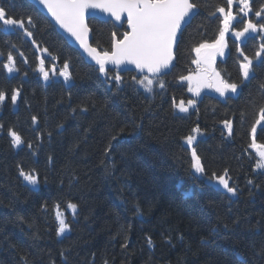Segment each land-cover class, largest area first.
I'll use <instances>...</instances> for the list:
<instances>
[{
	"label": "trees",
	"instance_id": "1",
	"mask_svg": "<svg viewBox=\"0 0 264 264\" xmlns=\"http://www.w3.org/2000/svg\"><path fill=\"white\" fill-rule=\"evenodd\" d=\"M195 2L202 7L180 35L175 63L163 77L166 88L153 95L133 83V72L120 73L125 83L117 92L115 82L110 85L34 5L0 0L33 33L29 38L23 29L0 24V91L7 93L0 103V264H264L254 255L264 247V169L254 167L257 153L248 147L259 118L251 101L260 102L258 85L264 82V63L255 57L264 34H250L243 43L227 36L228 52L217 61V72L240 82L238 46L255 66L238 94L193 98L178 78L193 72L194 49L218 38L219 14L208 12L226 0ZM260 3L255 0L254 7ZM247 18L239 14L233 27L240 30ZM88 25L92 46L109 50L113 24L91 18ZM115 30L122 34L125 25ZM9 53L17 69L11 73L3 68ZM41 60L47 81L38 71ZM66 60L69 82L59 75ZM13 89L20 91L15 104ZM188 99L196 103L187 113L172 108L173 101ZM226 119L233 121L230 137ZM197 126L204 135L194 143L204 175L191 170V150L183 142ZM9 128L22 136L21 146H11ZM256 140L264 143L262 125ZM18 165L39 173L38 188L19 176ZM224 169L236 197L206 181ZM68 202L78 205L75 215ZM57 204L71 228L60 237Z\"/></svg>",
	"mask_w": 264,
	"mask_h": 264
},
{
	"label": "snow or ice",
	"instance_id": "2",
	"mask_svg": "<svg viewBox=\"0 0 264 264\" xmlns=\"http://www.w3.org/2000/svg\"><path fill=\"white\" fill-rule=\"evenodd\" d=\"M38 4L43 5L47 9V13L52 17L56 24L64 29L71 37L79 43L80 47L91 57L98 66L99 73L104 76L105 80L111 85L113 81L116 85V91H121V86L125 81L120 74L122 71H128L127 65H134L138 76H133L134 84L142 88L146 93L155 94L159 88L164 91L166 88L163 77L171 70L173 62L176 59V48L179 42V36L182 34L183 28L198 14V10L202 5L195 0H37ZM238 13L243 17H248L243 20V27L236 30L233 27V22L237 20V14L233 12L234 0H226L225 5H216L214 11L208 12L209 17H214L219 14L220 28L217 40L213 43H201L194 51L198 57H201L202 50H211L203 55V59L193 61L198 68L201 64L206 67L202 70V75L198 74L196 78V87H192L194 77L192 75L180 76L181 81L189 82V91L195 95L200 94V88H212L219 94L220 97L228 98L229 94H238L246 82L250 81L255 74V66L253 59L245 55L243 50L238 46L237 51L243 57L239 61L240 82H230L221 76L211 67L213 58L217 52L221 56L224 55L225 34L230 30L236 40L243 43L242 38H246L249 34H264V3H260L258 7H254L255 0H237ZM90 9H99L103 13H107L116 23L113 25L114 30L111 32V46L109 50H98L89 43L91 29L86 22V15ZM126 14L127 30L120 34L117 30L124 26L122 15ZM254 15L257 18L255 21L251 18ZM28 24L33 25L31 16L26 17ZM0 24L6 29L20 28L24 30V34L32 38L33 33L25 27V21L16 19L9 15L7 9L0 5ZM35 44V40L33 39ZM45 52L48 50L45 48ZM23 55V53H21ZM255 57L264 63V42H261L255 53ZM116 68V74L110 76L112 70L109 66ZM9 73L16 71L14 57L11 53L8 55V62L3 65ZM38 71L43 76L44 80H48L49 72L44 67V62L41 60L38 66ZM52 74L55 75V67L52 69ZM59 75L62 76L65 82L72 80L70 71V63L66 60ZM207 81L203 83L202 81ZM260 92V102L255 103V98H252L254 107L258 110L259 118L252 124L250 130L251 143L249 148L254 149L258 155V160L255 164L256 169H264V143H257V125L264 126V82L258 85ZM20 95L19 89H13L11 101L13 104L17 102ZM7 99V93L0 91V103ZM195 100L187 101V104L182 100L177 104L173 101L172 108L181 113H187L190 106L195 105ZM81 111H87L86 107H82ZM243 118V113L241 114ZM33 125L38 124V117H31ZM225 129L228 131L229 137L233 134V121L226 119L222 121ZM3 128V125H0ZM123 131V129H121ZM203 135L201 129L197 126L191 130V134L183 137L187 147L191 150V170L194 173L204 175L205 166L201 157L197 153L194 142L197 137ZM11 146L19 147L24 143L22 136L13 128L8 129ZM115 136L112 137L115 140ZM28 148L32 149V144H28ZM109 147L105 149L107 154L110 151ZM51 159V157L49 158ZM19 176L36 189L40 185L39 173L35 169L25 171L22 166L18 165ZM229 169H224L223 174L212 173L210 182L215 181L218 186L230 195L236 197L238 189L230 184ZM46 182V178H45ZM248 184H253L252 180L247 181ZM44 207V205H42ZM56 235L63 236L66 232H70V224L65 218V215L60 210V205L56 206ZM78 205L72 202L67 203V209L72 210L75 215ZM235 223H239L237 220ZM228 225H225L227 228ZM149 247L153 246L151 237L147 238ZM127 242L121 245L126 247ZM254 255L264 259V247L260 248ZM61 256L65 257L66 253L61 252ZM64 264H67L65 259ZM107 264V261H105Z\"/></svg>",
	"mask_w": 264,
	"mask_h": 264
},
{
	"label": "water",
	"instance_id": "3",
	"mask_svg": "<svg viewBox=\"0 0 264 264\" xmlns=\"http://www.w3.org/2000/svg\"><path fill=\"white\" fill-rule=\"evenodd\" d=\"M31 4H33L37 10L39 12H41L49 21L50 23L56 28L57 32L59 34H61L64 39L68 42V44L70 46H72L74 49L78 50V52L80 53V55L83 57V59L88 63V64H92L94 65L96 68H98V66L95 64V61H93L91 59L90 56H88V54L80 47L79 43L75 41V39L73 37H71L64 29H62L58 24L55 23V21L52 19V17L47 13V9H45L43 7V5L38 4L37 0H28ZM199 11V10H198ZM91 18H96L98 20L101 21H112L114 24L116 23L107 13H103L101 12L99 9H90L88 11V14L86 15V22L88 23V20ZM122 19L124 20L125 26H126V30H127V22H126V14L122 15ZM192 20V19H191ZM190 23V22H189ZM188 23V24H189ZM187 24V25H188ZM186 25V26H187ZM185 26V27H186ZM184 27V28H185ZM90 28V27H89ZM183 28V29H184ZM181 35V34H180ZM180 39V36H179ZM92 41V31L90 32V36H89V43L91 44ZM92 45V44H91ZM175 63V60L173 62V64ZM111 69H116L114 66H109ZM127 68L129 69L128 71H122L121 73L124 72H133L135 74V76H138L137 71L135 70L134 65H127Z\"/></svg>",
	"mask_w": 264,
	"mask_h": 264
},
{
	"label": "rangeland",
	"instance_id": "4",
	"mask_svg": "<svg viewBox=\"0 0 264 264\" xmlns=\"http://www.w3.org/2000/svg\"><path fill=\"white\" fill-rule=\"evenodd\" d=\"M236 11H238V2H237V0H234V6H233V12H234V14H237ZM238 15H239V14H237V16H238ZM228 35H231L232 37L235 38V36L232 34L231 30H230L228 33L225 34L224 43H225L226 46H225L224 49H223V51H224V55L221 56V55L219 54V52H217V53L215 54L214 58H213V62H212V65H211V67L214 68L215 70H216L215 65H216L217 61H218V60H223V59L225 58L227 52H228V48H227V36H228ZM249 35H250V34H249ZM242 39H243V41L245 40V38H242ZM216 40H217V39H216ZM211 43H213V42H211ZM211 43H208V44H211ZM209 51H211V50H202V55H201V57H198V56H197V53L195 52V59H194L193 61H196L197 59H201V60H202V59H203V55H204L206 52H209ZM193 64H194L193 72H191L189 75H192V76L194 77V79H193V81H192V87L195 88V87H196V78H197V75H198V74H201V75H202V70H203L204 67H206V65L202 63L201 66L198 68V66H197L196 63L193 62ZM216 71H217V70H216ZM184 82H185L186 85H187V89H189V82H188V81H184ZM202 82H203V83H207L206 80H205V81H202ZM203 92H215V90L212 89V88H208V87H202V88H200V94L203 93ZM188 93H189L193 98L198 97V96L200 95V94H199V95H195L193 92H190L189 90H188ZM221 98H222V99H225L224 97H221ZM189 100H194V99H188L187 101H189ZM187 101H186L185 104H187ZM193 107H194V106H190V107H189V110L192 109ZM177 111H178V110H177ZM178 112H179V111H178ZM201 137H204V135L198 136V137H197V140H198L199 138H201ZM183 142H184V140H183ZM195 142H196V141H195ZM195 142H194V143H195ZM257 143H258V142H257ZM184 144H185V142H184ZM185 145H186V144H185ZM257 157H258V155H257ZM258 170H261V169H258ZM194 174H197V173H194ZM206 181L209 182L210 184H212L214 187H217V188H219V189L225 191V190L222 188V186H218L217 183H216L214 180L210 182V178H206ZM188 192H189V191H188Z\"/></svg>",
	"mask_w": 264,
	"mask_h": 264
},
{
	"label": "bare ground",
	"instance_id": "5",
	"mask_svg": "<svg viewBox=\"0 0 264 264\" xmlns=\"http://www.w3.org/2000/svg\"><path fill=\"white\" fill-rule=\"evenodd\" d=\"M28 1V0H27ZM94 19H96V18H94ZM96 20H98V19H96ZM98 21H101V20H98ZM101 22H111L113 25H114V23L112 22V21H101ZM124 25H125V23H124ZM121 28V27H120ZM125 29H126V26H125ZM246 41V38H245V40L243 41V42H245ZM76 50V49H75ZM78 51V50H77ZM80 54V53H79Z\"/></svg>",
	"mask_w": 264,
	"mask_h": 264
}]
</instances>
